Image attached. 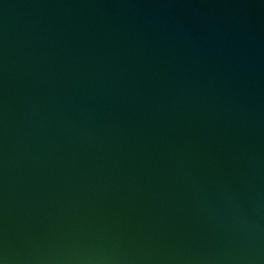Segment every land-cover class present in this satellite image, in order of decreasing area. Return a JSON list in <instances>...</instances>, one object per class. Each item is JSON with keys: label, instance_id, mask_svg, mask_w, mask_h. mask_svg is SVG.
Wrapping results in <instances>:
<instances>
[{"label": "water", "instance_id": "95a60500", "mask_svg": "<svg viewBox=\"0 0 264 264\" xmlns=\"http://www.w3.org/2000/svg\"><path fill=\"white\" fill-rule=\"evenodd\" d=\"M0 264H264V0H0Z\"/></svg>", "mask_w": 264, "mask_h": 264}]
</instances>
